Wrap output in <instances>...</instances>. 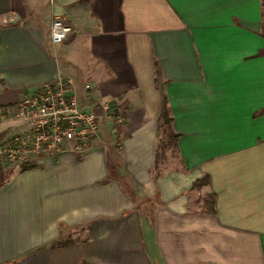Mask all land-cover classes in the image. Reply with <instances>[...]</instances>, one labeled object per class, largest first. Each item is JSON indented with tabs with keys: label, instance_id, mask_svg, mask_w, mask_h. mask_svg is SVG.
<instances>
[{
	"label": "crops",
	"instance_id": "1",
	"mask_svg": "<svg viewBox=\"0 0 264 264\" xmlns=\"http://www.w3.org/2000/svg\"><path fill=\"white\" fill-rule=\"evenodd\" d=\"M66 75L125 120L0 166V264H264V0H0V109Z\"/></svg>",
	"mask_w": 264,
	"mask_h": 264
},
{
	"label": "built area",
	"instance_id": "2",
	"mask_svg": "<svg viewBox=\"0 0 264 264\" xmlns=\"http://www.w3.org/2000/svg\"><path fill=\"white\" fill-rule=\"evenodd\" d=\"M73 31L61 17L52 21L50 40L62 43ZM85 101H93L89 94ZM81 98L79 88L72 76H58L45 82L36 91L20 99L8 109H0V121L17 120L22 129L0 136V166L7 167L30 163L32 157H58L65 151L83 154L93 144L101 130L102 119L123 123L125 114L114 110L106 100L91 108ZM95 102V101H93Z\"/></svg>",
	"mask_w": 264,
	"mask_h": 264
},
{
	"label": "rangeland",
	"instance_id": "3",
	"mask_svg": "<svg viewBox=\"0 0 264 264\" xmlns=\"http://www.w3.org/2000/svg\"><path fill=\"white\" fill-rule=\"evenodd\" d=\"M85 62H87V60H84ZM91 63V62H90ZM84 67V65H83ZM91 68V67H90ZM93 78H95V76L93 75ZM107 131V130H106ZM117 127L116 125L113 126V129L110 128V131L108 130L107 132H105V139L111 141H114V145L116 147L120 146V136L118 135L117 132ZM171 133H173L172 129H171V123L169 125L165 124V122H162V138L160 141V148H159V159L162 158V154H164V152L168 149V150H172V152L175 150L174 149V138L171 136ZM109 135V136H108Z\"/></svg>",
	"mask_w": 264,
	"mask_h": 264
},
{
	"label": "trees",
	"instance_id": "4",
	"mask_svg": "<svg viewBox=\"0 0 264 264\" xmlns=\"http://www.w3.org/2000/svg\"><path fill=\"white\" fill-rule=\"evenodd\" d=\"M161 118L163 119V121L167 125H169L172 121V117L169 115V112H168L167 98L165 96L163 98ZM171 136L174 139H176L178 135L173 132V133H171ZM207 180H208L207 176H205L202 179H197L193 184H194V186H200V185L205 184L207 182Z\"/></svg>",
	"mask_w": 264,
	"mask_h": 264
}]
</instances>
